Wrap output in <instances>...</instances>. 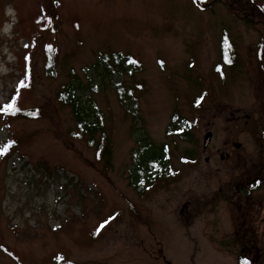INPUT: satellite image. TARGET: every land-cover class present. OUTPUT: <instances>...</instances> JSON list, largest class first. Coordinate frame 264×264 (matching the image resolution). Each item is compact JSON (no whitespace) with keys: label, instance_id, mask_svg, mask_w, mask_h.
Returning <instances> with one entry per match:
<instances>
[{"label":"rangeland","instance_id":"1","mask_svg":"<svg viewBox=\"0 0 264 264\" xmlns=\"http://www.w3.org/2000/svg\"><path fill=\"white\" fill-rule=\"evenodd\" d=\"M211 1L0 0V264L260 259L263 40ZM250 1L264 14V0ZM111 51L133 64L95 65ZM70 82L102 114L107 160L57 98ZM17 108L34 116L8 114ZM174 110L190 141L167 135ZM148 142L163 145L174 175L137 194L130 150Z\"/></svg>","mask_w":264,"mask_h":264},{"label":"trees","instance_id":"2","mask_svg":"<svg viewBox=\"0 0 264 264\" xmlns=\"http://www.w3.org/2000/svg\"><path fill=\"white\" fill-rule=\"evenodd\" d=\"M214 1L217 0H212L211 2ZM218 1H221L226 7H229L236 16L242 17L245 23L255 27L261 34L263 40L262 44L264 46V14L261 9L254 6L250 0ZM223 47V50H225V46ZM225 52L227 51L225 50ZM47 54L46 69L49 70L51 74L54 71V56L50 48L48 49ZM128 63L133 64L129 55H124L118 51H111L99 54L95 65H103L105 69H109L112 65H117L123 68V65ZM79 89H81L79 86H74L70 82L64 85L63 89L59 90L57 98L59 101H63L65 105L69 106L70 111H72L74 116V122H76V128L86 136V142L95 148L99 157L107 160L110 155V142L108 135L104 130L102 114L100 110L91 107L87 102L85 103L86 100H82L80 96L75 95ZM121 93L122 92H120L119 98H121V102H123L125 94L122 95ZM31 110L32 109L25 110L17 108L12 109L8 114L14 115L15 117L19 116L28 118L34 116V112ZM133 116L134 119L138 117L135 111H133ZM190 128L188 119L174 110L170 114V120L166 126V133L167 135H175L178 139L181 138L190 141ZM130 152L132 153V161L135 164V171L134 174L131 173L129 175V183L133 186V189L137 194L143 193L149 185L157 184L160 180H164L171 175H174L172 165L168 161V156L164 154L162 144L155 146L150 142L140 143L137 146V149L132 148ZM242 260H246L247 264H264V252L257 262L249 259L245 252H241L237 256V264H241Z\"/></svg>","mask_w":264,"mask_h":264},{"label":"water","instance_id":"3","mask_svg":"<svg viewBox=\"0 0 264 264\" xmlns=\"http://www.w3.org/2000/svg\"><path fill=\"white\" fill-rule=\"evenodd\" d=\"M203 137H204V139H203L202 146L206 147L209 144V142H210V140L212 138L211 137V131L206 132V134ZM238 145H239L238 143H235V146H238Z\"/></svg>","mask_w":264,"mask_h":264},{"label":"bare ground","instance_id":"4","mask_svg":"<svg viewBox=\"0 0 264 264\" xmlns=\"http://www.w3.org/2000/svg\"><path fill=\"white\" fill-rule=\"evenodd\" d=\"M6 16L9 17V18H11V16H12V15H11V12H10L9 9H8L7 12H6ZM10 20H11V19H9V21H7V23L4 24V26H3L4 30H5V29H6V30H10V29H11V25H12V24H11Z\"/></svg>","mask_w":264,"mask_h":264},{"label":"snow or ice","instance_id":"5","mask_svg":"<svg viewBox=\"0 0 264 264\" xmlns=\"http://www.w3.org/2000/svg\"><path fill=\"white\" fill-rule=\"evenodd\" d=\"M26 59H27V57H26ZM14 99H15V98H13V101H14ZM12 107H13V104H6V105H5V109H11ZM109 219H111V217H109ZM106 223H107V221H103V222L101 223L100 227H103V225L106 224ZM241 264H247V261H246V260H242V261H241Z\"/></svg>","mask_w":264,"mask_h":264},{"label":"flooded vegetation","instance_id":"6","mask_svg":"<svg viewBox=\"0 0 264 264\" xmlns=\"http://www.w3.org/2000/svg\"><path fill=\"white\" fill-rule=\"evenodd\" d=\"M252 183V182H251Z\"/></svg>","mask_w":264,"mask_h":264}]
</instances>
